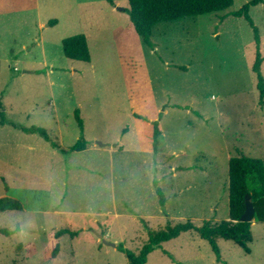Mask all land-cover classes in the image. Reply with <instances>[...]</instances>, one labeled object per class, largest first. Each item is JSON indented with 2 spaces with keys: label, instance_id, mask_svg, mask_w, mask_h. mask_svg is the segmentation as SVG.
I'll list each match as a JSON object with an SVG mask.
<instances>
[{
  "label": "rangeland",
  "instance_id": "obj_1",
  "mask_svg": "<svg viewBox=\"0 0 264 264\" xmlns=\"http://www.w3.org/2000/svg\"><path fill=\"white\" fill-rule=\"evenodd\" d=\"M114 1L122 10L106 0H0V196L24 203L0 211V264H129L117 245L138 253L146 226L228 218L230 157L264 158L255 32L237 14L250 0L161 21L152 47L128 0ZM248 14L264 57V3ZM79 33L89 62L63 53L62 39ZM20 126L43 127L62 147L83 134L88 147L64 154ZM62 228L78 234L56 237ZM251 231L250 251L218 239L219 256L197 230L182 232L145 264H264V222Z\"/></svg>",
  "mask_w": 264,
  "mask_h": 264
},
{
  "label": "trees",
  "instance_id": "obj_2",
  "mask_svg": "<svg viewBox=\"0 0 264 264\" xmlns=\"http://www.w3.org/2000/svg\"><path fill=\"white\" fill-rule=\"evenodd\" d=\"M111 5H115L114 0H106ZM131 21L142 41L153 46L150 39L152 28L161 21H175L186 16H197L211 12H219L229 8L233 4V0H128ZM264 3V0H250L238 12V15H244L251 23L255 32L256 55L253 63V70L257 73V87L260 94V103H264V76L261 72V65L264 57L260 52V39L258 37V29L254 26L249 16V8L252 5ZM222 19L224 16H221ZM53 24L56 20L51 21ZM63 53L67 58L73 60H81L89 62L91 53L88 40L85 34L79 33L62 39ZM1 105V123L5 122L3 114V106ZM76 121L83 132L84 121L80 115L79 108L74 111ZM153 146L156 149L160 134L158 121H154ZM26 132L38 133L47 141H50L55 148L62 153L67 154L72 151H82L87 148L88 140L81 134L79 139L69 147H62L58 142L51 139L47 129L39 126H20ZM229 220L220 221H204L201 226L197 227L192 221L168 223L164 228L151 231L148 226V240L142 245L138 253H134L129 249L118 244L117 248L124 251L128 257L129 264H145L148 255L161 244L173 237L180 235L182 232L197 230L199 235L207 240L214 252L219 256L220 250L218 239L232 240L243 247L246 251H250L248 243L252 239L251 223L240 221V217L245 210V197L250 194L255 207L254 218L256 221L264 222V158H254L240 152L231 156L229 159ZM161 202H164L162 195ZM24 210V203L21 199L11 196H0V211ZM64 234L74 236L78 231L69 228L59 229L55 235L59 237ZM56 245L53 253L56 252Z\"/></svg>",
  "mask_w": 264,
  "mask_h": 264
},
{
  "label": "water",
  "instance_id": "obj_3",
  "mask_svg": "<svg viewBox=\"0 0 264 264\" xmlns=\"http://www.w3.org/2000/svg\"><path fill=\"white\" fill-rule=\"evenodd\" d=\"M118 9H121L122 7L118 6ZM254 213H255V207L252 201V197L250 196V194H246L245 197V210L242 213L241 217H240V221L243 222H254L255 218H254ZM100 239L103 240V243L105 244H109L111 246H115L116 243L115 242H109L106 239L103 238L102 234H99Z\"/></svg>",
  "mask_w": 264,
  "mask_h": 264
},
{
  "label": "crops",
  "instance_id": "obj_4",
  "mask_svg": "<svg viewBox=\"0 0 264 264\" xmlns=\"http://www.w3.org/2000/svg\"><path fill=\"white\" fill-rule=\"evenodd\" d=\"M115 2V1H114ZM114 6H116V2H115V5ZM118 6H116V9H118L117 8ZM115 8V7H114ZM120 10H122V8L120 9ZM88 40V39H87ZM87 147H88V145H87ZM226 219H229V217L228 218H226ZM254 222H256V220L254 221ZM254 222H252V223H254ZM252 223H251V226H252ZM219 239H222V238H219Z\"/></svg>",
  "mask_w": 264,
  "mask_h": 264
}]
</instances>
